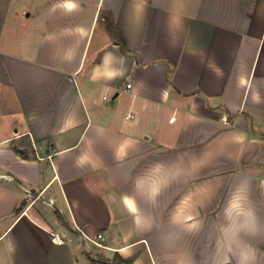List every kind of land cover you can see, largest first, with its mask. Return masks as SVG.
Returning <instances> with one entry per match:
<instances>
[{
  "label": "crops",
  "instance_id": "obj_1",
  "mask_svg": "<svg viewBox=\"0 0 264 264\" xmlns=\"http://www.w3.org/2000/svg\"><path fill=\"white\" fill-rule=\"evenodd\" d=\"M116 258L264 264V0H0V264Z\"/></svg>",
  "mask_w": 264,
  "mask_h": 264
},
{
  "label": "built area",
  "instance_id": "obj_2",
  "mask_svg": "<svg viewBox=\"0 0 264 264\" xmlns=\"http://www.w3.org/2000/svg\"><path fill=\"white\" fill-rule=\"evenodd\" d=\"M131 87H132L131 84L127 85V89H131ZM222 120L226 123L228 122L227 117H223ZM174 121H175V118L170 119L171 123H173ZM26 192L28 193L29 196H31L29 191L26 190ZM79 231L81 232L80 229H79ZM51 236H52V242H54V243H64V241H65L64 236H62L60 233H53V234H51ZM103 238H104V235L100 234L93 240V242L96 245L102 246L101 243H102ZM228 264H233V263H228Z\"/></svg>",
  "mask_w": 264,
  "mask_h": 264
},
{
  "label": "trees",
  "instance_id": "obj_3",
  "mask_svg": "<svg viewBox=\"0 0 264 264\" xmlns=\"http://www.w3.org/2000/svg\"><path fill=\"white\" fill-rule=\"evenodd\" d=\"M125 263V260H123L122 258H116L112 264H123Z\"/></svg>",
  "mask_w": 264,
  "mask_h": 264
}]
</instances>
